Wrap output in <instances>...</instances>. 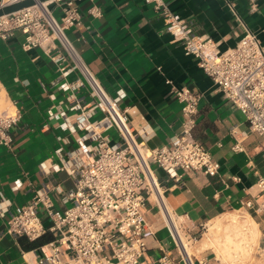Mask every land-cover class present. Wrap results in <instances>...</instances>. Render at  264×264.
Listing matches in <instances>:
<instances>
[{
  "label": "crops",
  "instance_id": "crops-1",
  "mask_svg": "<svg viewBox=\"0 0 264 264\" xmlns=\"http://www.w3.org/2000/svg\"><path fill=\"white\" fill-rule=\"evenodd\" d=\"M166 1L197 35L212 39L221 51L235 47L247 30L264 45V0ZM75 6L82 25L67 30L70 41L107 92L120 99L138 139H144L148 148L168 145L183 127V104L167 80L203 95L192 138L210 150L220 163L219 173L184 174L183 183L176 184L156 169L174 223L184 234L199 238L191 244L193 263L210 260L211 248L203 246V230L237 217L242 223L253 220L259 230V242L252 245L253 257L247 264H264V213L257 210L258 181L264 177L261 137L249 129L245 116L201 69L198 59L185 55L181 44L166 32L152 4L145 0H76ZM49 8L57 18L62 16V4L53 1ZM92 8L99 9L101 16L92 15ZM24 44L22 31L9 41L0 39V112L21 114L11 129V144L0 146V204L6 211L0 213V264H40L43 245L27 249L21 243L25 237L8 234L10 215L17 214L39 189L48 193L54 210L69 208L72 204L65 196L75 181L63 167L84 152L87 156L96 153V142L86 137L88 131L80 124L91 101L88 88L61 89L59 67L52 59L58 51L26 50ZM76 78L77 74H71L68 81ZM102 117L98 111L90 121ZM107 134L112 143L120 141L115 131ZM237 143L239 151L234 148ZM39 211L44 225L51 227L44 208ZM164 211L152 194L147 220L154 237L148 240L140 264H161L165 253L171 254L173 264H185L188 259L186 254L181 257ZM47 234L55 238L54 233Z\"/></svg>",
  "mask_w": 264,
  "mask_h": 264
},
{
  "label": "built area",
  "instance_id": "built-area-1",
  "mask_svg": "<svg viewBox=\"0 0 264 264\" xmlns=\"http://www.w3.org/2000/svg\"><path fill=\"white\" fill-rule=\"evenodd\" d=\"M16 1L0 0V8ZM75 1L55 0L62 4L60 18L49 8L50 2L0 17V39L9 41L17 31H22L26 50L41 47L48 54L58 51L52 59L59 67L61 89L88 88L91 101L80 116V124L88 131L86 137L96 142L95 154L87 156L84 152L63 167L75 181L74 188L65 196L72 205L56 211L48 193L36 190L17 214L10 215L7 233L30 241L54 233V240L42 246L40 264H140L148 240L154 237L147 220V207L149 197L155 194L157 203L168 215V229L184 257L183 244L176 234L179 238L178 232L182 237L193 238L184 234L179 225L173 230L169 219L173 224L175 221L164 204L156 169L176 184L183 183L184 174L216 176L219 173L220 163L210 150L192 138L203 95L167 80L183 104V127L168 145L148 148L144 139H138L139 133L129 121L128 110L121 108L119 98L107 92L68 37V29L82 25ZM145 1L160 14L166 32L181 44L185 55L196 57L225 98L242 112L249 129L261 137L264 148V45L256 34L247 30L235 47L221 51L215 41L197 35L189 21L172 11L166 0ZM90 13L101 16L99 9L92 8ZM74 73L77 78L69 82ZM98 111L103 117L90 121ZM20 119L18 111L0 112V146L11 144V129ZM110 131L118 134V143H112L107 134ZM234 148L239 151L241 146L237 143ZM19 187L18 182L14 184V189ZM258 187L257 210L264 213V177L259 179ZM40 207L52 221L49 228L43 223ZM5 212L0 204V213ZM172 260L171 254L165 253L160 263L173 264ZM190 262L193 264L191 259ZM185 264H190L188 259Z\"/></svg>",
  "mask_w": 264,
  "mask_h": 264
},
{
  "label": "bare ground",
  "instance_id": "bare-ground-1",
  "mask_svg": "<svg viewBox=\"0 0 264 264\" xmlns=\"http://www.w3.org/2000/svg\"><path fill=\"white\" fill-rule=\"evenodd\" d=\"M169 221L171 220L169 219ZM176 226H177L176 223H174L173 224L174 231ZM211 229L212 230L217 229V231L212 232L211 242L208 240L203 241V246L206 247L209 245V243L218 245L219 248L222 249V251L224 252V256H228L226 258H229L230 260L233 261H235L236 259H242L245 256L249 255L248 253L250 252V249H252V245L254 244V242L258 240L259 237L258 227L253 220H249L244 223L235 220L232 223L226 225L225 227L223 226V223L217 221L215 224H212ZM178 233L180 236V232ZM176 235L179 241L182 242L183 244V241L181 240V236L179 238L178 234ZM183 248L188 258V261L191 264L190 249L184 244H183Z\"/></svg>",
  "mask_w": 264,
  "mask_h": 264
},
{
  "label": "rangeland",
  "instance_id": "rangeland-1",
  "mask_svg": "<svg viewBox=\"0 0 264 264\" xmlns=\"http://www.w3.org/2000/svg\"><path fill=\"white\" fill-rule=\"evenodd\" d=\"M117 137H118V134H117ZM235 220L242 221V219L237 218V217L236 218H230L226 223L223 224V226L225 227L226 225L232 223ZM211 228H212V225H209L203 230L205 232L204 233L205 234L204 235L205 240H208L210 242L212 240V232H216L217 231V229L216 230H212ZM180 236H181V234H180ZM192 238L193 239H189L188 236L187 237L186 236H183V237L181 236V240L183 241V244L190 249V253L194 252V250L192 249L191 244L194 243V241L199 239L198 237H194V236H192ZM258 242H259V239L256 242H254L253 245H257ZM208 247L211 248L210 260H209L208 264H210V263L211 264H247L248 261L252 260L253 253H254V250L250 249V252L248 253L249 255L245 256L242 259H236L235 261H233V260H230L229 258H226L228 256H224V252L222 251V249L219 248L218 245L209 243ZM184 254H185V252H184ZM192 263H193V261H192ZM262 263H263V261H260V264H262Z\"/></svg>",
  "mask_w": 264,
  "mask_h": 264
},
{
  "label": "water",
  "instance_id": "water-1",
  "mask_svg": "<svg viewBox=\"0 0 264 264\" xmlns=\"http://www.w3.org/2000/svg\"><path fill=\"white\" fill-rule=\"evenodd\" d=\"M55 0H18L0 8V17L30 8L39 4L53 2Z\"/></svg>",
  "mask_w": 264,
  "mask_h": 264
},
{
  "label": "trees",
  "instance_id": "trees-1",
  "mask_svg": "<svg viewBox=\"0 0 264 264\" xmlns=\"http://www.w3.org/2000/svg\"><path fill=\"white\" fill-rule=\"evenodd\" d=\"M52 240H54L53 236L51 234H47L43 238L32 242L25 238H22L21 243L24 248L30 249L40 247L44 244L51 242Z\"/></svg>",
  "mask_w": 264,
  "mask_h": 264
}]
</instances>
